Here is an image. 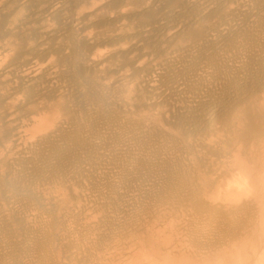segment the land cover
<instances>
[{"label":"bare ground","instance_id":"obj_1","mask_svg":"<svg viewBox=\"0 0 264 264\" xmlns=\"http://www.w3.org/2000/svg\"><path fill=\"white\" fill-rule=\"evenodd\" d=\"M0 264H264V0H0Z\"/></svg>","mask_w":264,"mask_h":264},{"label":"rangeland","instance_id":"obj_2","mask_svg":"<svg viewBox=\"0 0 264 264\" xmlns=\"http://www.w3.org/2000/svg\"><path fill=\"white\" fill-rule=\"evenodd\" d=\"M183 244H184V246H182V248H185V247H186V244H188V245H189V243H188V242H186V243H185V242H183ZM183 244H182V245H183ZM188 245H187V246H188Z\"/></svg>","mask_w":264,"mask_h":264}]
</instances>
